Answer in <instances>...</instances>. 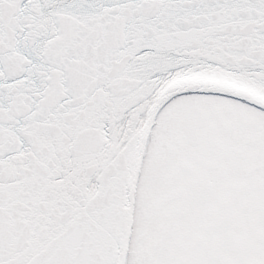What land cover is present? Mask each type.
Here are the masks:
<instances>
[{
  "label": "snow or ice",
  "instance_id": "obj_1",
  "mask_svg": "<svg viewBox=\"0 0 264 264\" xmlns=\"http://www.w3.org/2000/svg\"><path fill=\"white\" fill-rule=\"evenodd\" d=\"M0 264H264V0H0Z\"/></svg>",
  "mask_w": 264,
  "mask_h": 264
}]
</instances>
